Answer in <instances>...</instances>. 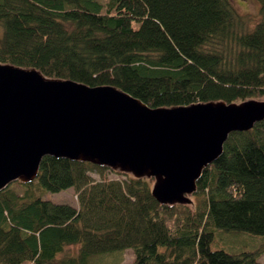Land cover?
Listing matches in <instances>:
<instances>
[{"label": "trees", "instance_id": "obj_1", "mask_svg": "<svg viewBox=\"0 0 264 264\" xmlns=\"http://www.w3.org/2000/svg\"><path fill=\"white\" fill-rule=\"evenodd\" d=\"M258 1L251 24L230 0H0V62L151 107L262 97ZM153 182L46 156L24 193L0 192V264H123L127 250L131 264H264V120L230 134L197 201L161 204ZM68 188L76 205L43 197Z\"/></svg>", "mask_w": 264, "mask_h": 264}, {"label": "water", "instance_id": "obj_2", "mask_svg": "<svg viewBox=\"0 0 264 264\" xmlns=\"http://www.w3.org/2000/svg\"><path fill=\"white\" fill-rule=\"evenodd\" d=\"M263 120L264 101L151 107L116 86L0 62V192L33 182L53 156L154 179L161 204H190L230 134Z\"/></svg>", "mask_w": 264, "mask_h": 264}, {"label": "rangeland", "instance_id": "obj_3", "mask_svg": "<svg viewBox=\"0 0 264 264\" xmlns=\"http://www.w3.org/2000/svg\"><path fill=\"white\" fill-rule=\"evenodd\" d=\"M232 2V4L234 5V7L237 9V11L245 16H251V24H255L256 22H258L260 19L263 18L262 14H261V4L258 0H230ZM1 28H0V33H1ZM259 100V101H264V96L262 97H253V98H249L243 101H247V100ZM243 101L240 102H236V103H241ZM119 172V171H117ZM124 173V172H121ZM96 178H99V173L95 172L94 175ZM108 176L111 178H122L119 174L114 173V172H109ZM154 180V179H153ZM155 181V180H154ZM154 183V182H153ZM152 183V184H153ZM12 187L15 188L19 193H24L25 191V187H23L22 185L18 184V182H14L12 183ZM154 185V184H153ZM11 186V185H10ZM43 197L47 200H51L55 203H68V204H72V205H76L77 201L75 198V191L73 188H68L66 190L60 191V192H51L48 190L44 191ZM192 202L193 200L197 201L196 199V194L191 195L190 196ZM191 204V203H190ZM245 234H250L247 232H244ZM232 234L228 231H225L223 233H221V236H224L223 238L226 239L228 237H230ZM243 237H246L247 235L242 234ZM217 248H222L221 246H216ZM231 249H234V246H230ZM230 250V249H229ZM237 251H240V249H236ZM134 259V255H133V251H129L127 250V252L124 254V260H123V264H131L132 261ZM260 261L262 263H264V255L261 256Z\"/></svg>", "mask_w": 264, "mask_h": 264}]
</instances>
